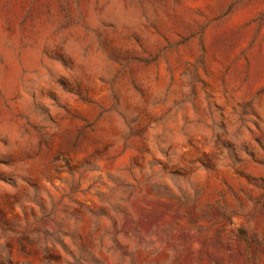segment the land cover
Segmentation results:
<instances>
[{"label": "rangeland", "instance_id": "obj_1", "mask_svg": "<svg viewBox=\"0 0 264 264\" xmlns=\"http://www.w3.org/2000/svg\"><path fill=\"white\" fill-rule=\"evenodd\" d=\"M0 264H264V0H0Z\"/></svg>", "mask_w": 264, "mask_h": 264}]
</instances>
